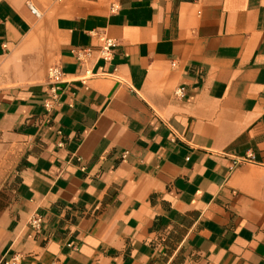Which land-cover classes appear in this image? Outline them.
Segmentation results:
<instances>
[{"label":"crops","instance_id":"obj_1","mask_svg":"<svg viewBox=\"0 0 264 264\" xmlns=\"http://www.w3.org/2000/svg\"><path fill=\"white\" fill-rule=\"evenodd\" d=\"M13 257L264 264V0H0V261Z\"/></svg>","mask_w":264,"mask_h":264},{"label":"built area","instance_id":"obj_2","mask_svg":"<svg viewBox=\"0 0 264 264\" xmlns=\"http://www.w3.org/2000/svg\"><path fill=\"white\" fill-rule=\"evenodd\" d=\"M30 11L38 16L39 13L38 11L36 10V8L28 3L27 4ZM115 5L113 4L112 5V8H114ZM114 46V41L113 39L111 38H108V37H105L103 40H102V43L100 45V48H99V56L100 58L104 59L105 61L107 60H110L111 59V55H112V48ZM73 53L75 54L76 58L79 60V61H82L84 60L85 58H87L90 54H91V49L90 48H76L73 50ZM173 66L175 65L174 62L171 63ZM62 75V71L60 69V66L57 65V64H53L51 66L48 67V70H47V79L49 81V83L51 84V89L52 90H56L57 88V83L59 82V78L61 77ZM183 92H184V89L183 87H178L176 88L175 90V95L177 96H182L183 95ZM51 97L54 98V95L50 96L45 102H44V105L45 107H49L50 106V102H51ZM245 160V159H243ZM237 162V160L235 161V163ZM43 219L42 217L39 215V214H34L30 219H29V225L33 228V229H39L40 226H41V223H42ZM0 264L1 261H0ZM3 264H7V263H4ZM10 264H19L15 257L12 258V262H10ZM51 264H58L57 261H54L52 262Z\"/></svg>","mask_w":264,"mask_h":264}]
</instances>
